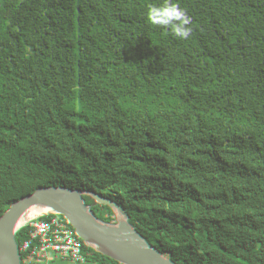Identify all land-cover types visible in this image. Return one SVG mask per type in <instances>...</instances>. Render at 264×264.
Masks as SVG:
<instances>
[{
    "label": "trees",
    "instance_id": "trees-1",
    "mask_svg": "<svg viewBox=\"0 0 264 264\" xmlns=\"http://www.w3.org/2000/svg\"><path fill=\"white\" fill-rule=\"evenodd\" d=\"M158 2L0 0L11 264H264V0H179L188 40Z\"/></svg>",
    "mask_w": 264,
    "mask_h": 264
},
{
    "label": "clouds",
    "instance_id": "clouds-1",
    "mask_svg": "<svg viewBox=\"0 0 264 264\" xmlns=\"http://www.w3.org/2000/svg\"><path fill=\"white\" fill-rule=\"evenodd\" d=\"M146 19L152 25L169 31L171 35L181 40H188L193 32L192 18L179 0H159L155 4L149 3L146 6Z\"/></svg>",
    "mask_w": 264,
    "mask_h": 264
},
{
    "label": "rangeland",
    "instance_id": "rangeland-1",
    "mask_svg": "<svg viewBox=\"0 0 264 264\" xmlns=\"http://www.w3.org/2000/svg\"><path fill=\"white\" fill-rule=\"evenodd\" d=\"M3 166L7 170L8 173L13 172V160L11 156V152H6L4 158L2 160ZM43 179V170L38 169V173L35 176H16L15 180L19 182H28L34 181L39 182ZM39 198L43 201L53 204V205H61L63 203V197L59 194L50 192V191H40ZM100 203L99 197H92L83 201H72L70 206L73 210H87L90 208H94ZM1 249V248H0ZM231 253L234 258H239L240 256L246 255V251L243 249L242 245L237 241L234 246L231 248ZM13 261V255L11 249L7 247V250L2 251L0 254V264H11Z\"/></svg>",
    "mask_w": 264,
    "mask_h": 264
}]
</instances>
